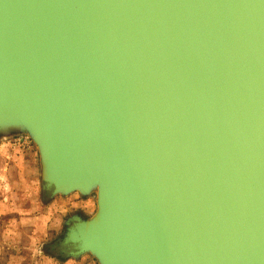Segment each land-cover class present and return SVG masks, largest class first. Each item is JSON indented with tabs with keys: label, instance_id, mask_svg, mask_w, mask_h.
<instances>
[{
	"label": "water",
	"instance_id": "95a60500",
	"mask_svg": "<svg viewBox=\"0 0 264 264\" xmlns=\"http://www.w3.org/2000/svg\"><path fill=\"white\" fill-rule=\"evenodd\" d=\"M96 197L66 258L264 264V0H0V143Z\"/></svg>",
	"mask_w": 264,
	"mask_h": 264
},
{
	"label": "rangeland",
	"instance_id": "374dc122",
	"mask_svg": "<svg viewBox=\"0 0 264 264\" xmlns=\"http://www.w3.org/2000/svg\"><path fill=\"white\" fill-rule=\"evenodd\" d=\"M0 144L5 147L0 152V264H97L90 256L58 260L48 252L65 233L69 218L95 213L96 197L50 199L41 190L37 148Z\"/></svg>",
	"mask_w": 264,
	"mask_h": 264
},
{
	"label": "flooded vegetation",
	"instance_id": "af4514ba",
	"mask_svg": "<svg viewBox=\"0 0 264 264\" xmlns=\"http://www.w3.org/2000/svg\"><path fill=\"white\" fill-rule=\"evenodd\" d=\"M62 238V236H61ZM55 249H52V248ZM47 248H50V246H48ZM51 249H48L49 254H53L54 258L61 260L64 257H66L67 254V250L65 248L62 247L61 245V241L60 242H56L55 244H53Z\"/></svg>",
	"mask_w": 264,
	"mask_h": 264
},
{
	"label": "built area",
	"instance_id": "2783aa9c",
	"mask_svg": "<svg viewBox=\"0 0 264 264\" xmlns=\"http://www.w3.org/2000/svg\"><path fill=\"white\" fill-rule=\"evenodd\" d=\"M28 143H30V141L26 137H17L15 139H13L12 142L9 144H12L14 147H17V146H20L21 144L26 145ZM2 147L3 146L0 144V149Z\"/></svg>",
	"mask_w": 264,
	"mask_h": 264
},
{
	"label": "crops",
	"instance_id": "0c3cea01",
	"mask_svg": "<svg viewBox=\"0 0 264 264\" xmlns=\"http://www.w3.org/2000/svg\"><path fill=\"white\" fill-rule=\"evenodd\" d=\"M12 142V140L11 141H9L8 143H11ZM3 143H7V142H3ZM4 149H5V147H2L1 149H0V152H3L4 151Z\"/></svg>",
	"mask_w": 264,
	"mask_h": 264
},
{
	"label": "bare ground",
	"instance_id": "6f19581e",
	"mask_svg": "<svg viewBox=\"0 0 264 264\" xmlns=\"http://www.w3.org/2000/svg\"><path fill=\"white\" fill-rule=\"evenodd\" d=\"M13 139H15V138H13ZM13 139H10V141L13 140ZM3 142H9V141H3Z\"/></svg>",
	"mask_w": 264,
	"mask_h": 264
},
{
	"label": "trees",
	"instance_id": "16d2710c",
	"mask_svg": "<svg viewBox=\"0 0 264 264\" xmlns=\"http://www.w3.org/2000/svg\"><path fill=\"white\" fill-rule=\"evenodd\" d=\"M63 259H65V258H63Z\"/></svg>",
	"mask_w": 264,
	"mask_h": 264
}]
</instances>
